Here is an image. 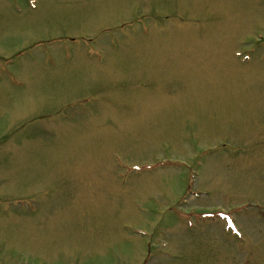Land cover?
I'll use <instances>...</instances> for the list:
<instances>
[{"label": "rangeland", "instance_id": "obj_1", "mask_svg": "<svg viewBox=\"0 0 264 264\" xmlns=\"http://www.w3.org/2000/svg\"><path fill=\"white\" fill-rule=\"evenodd\" d=\"M0 264H264V0H0Z\"/></svg>", "mask_w": 264, "mask_h": 264}]
</instances>
